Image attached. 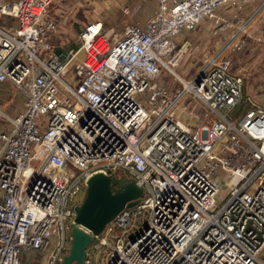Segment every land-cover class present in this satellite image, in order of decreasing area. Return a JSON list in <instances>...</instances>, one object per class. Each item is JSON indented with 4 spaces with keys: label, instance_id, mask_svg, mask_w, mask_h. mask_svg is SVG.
I'll return each instance as SVG.
<instances>
[{
    "label": "built area",
    "instance_id": "1",
    "mask_svg": "<svg viewBox=\"0 0 264 264\" xmlns=\"http://www.w3.org/2000/svg\"><path fill=\"white\" fill-rule=\"evenodd\" d=\"M155 1L144 20H89L73 47L50 41L61 0H0V94L22 98L14 113L0 106V264H60L75 197L99 171L143 195L95 235L85 264H264V105L243 96L231 60L250 38L262 45L264 0ZM203 22L223 40L186 78L175 68L191 40L176 37ZM189 94L210 124L182 118ZM241 101L251 106L233 118Z\"/></svg>",
    "mask_w": 264,
    "mask_h": 264
},
{
    "label": "rangeland",
    "instance_id": "2",
    "mask_svg": "<svg viewBox=\"0 0 264 264\" xmlns=\"http://www.w3.org/2000/svg\"><path fill=\"white\" fill-rule=\"evenodd\" d=\"M114 2V0H61L60 10L62 12L60 14L62 16V27L57 35L50 38V41L55 44L66 41L69 46L77 47V37L89 20L102 18L105 20V25L108 29L112 25H120L123 21H130L131 17L134 15L138 17V10L132 14L121 16L118 7L113 5L115 4ZM115 14L117 15L116 18ZM193 31L194 30L189 31L183 29L176 37L177 41L180 38L181 42L180 40L178 42L181 44L185 39L189 40L191 34L194 33ZM197 31L202 34L208 32L201 24L198 25L196 32ZM209 36L210 40L204 42H207V45L212 44L213 47L205 46L202 48V45H200V47H195L194 43L191 41V45L186 48V52L182 53L180 62L175 68L178 73L186 78H190L203 66L206 59L219 46L220 40H223V37L213 36L211 34ZM231 60L232 70L243 76V96L246 97L247 94H249L253 102L264 105V41L262 45L259 43L256 44V40L250 38L245 50L239 54L232 55ZM162 78L172 81L174 76L164 69L162 71ZM170 83L174 84V81ZM9 92L10 93L5 97L0 95V106L9 113H14L16 109L22 106V98L14 88L10 89ZM250 106L251 104L248 103L244 107V102L241 101L231 109L230 115L235 118L240 113L245 112ZM179 111L183 119L188 118L189 112H192L195 115L192 121L196 124L201 122L210 124L215 118V113L210 112L193 94H189L179 105ZM199 116H201L202 119H200ZM83 197L84 195H77L75 197L76 204L80 203ZM134 218L137 226H140L144 224L146 214H138ZM23 256L25 260L28 257L26 253L23 254Z\"/></svg>",
    "mask_w": 264,
    "mask_h": 264
},
{
    "label": "water",
    "instance_id": "3",
    "mask_svg": "<svg viewBox=\"0 0 264 264\" xmlns=\"http://www.w3.org/2000/svg\"><path fill=\"white\" fill-rule=\"evenodd\" d=\"M65 55L66 50L57 49ZM143 195V188L125 174L95 172L87 180V189L80 203L75 206L68 252L60 264H85L88 246L107 222L125 206L136 205Z\"/></svg>",
    "mask_w": 264,
    "mask_h": 264
},
{
    "label": "crops",
    "instance_id": "4",
    "mask_svg": "<svg viewBox=\"0 0 264 264\" xmlns=\"http://www.w3.org/2000/svg\"><path fill=\"white\" fill-rule=\"evenodd\" d=\"M114 1H115L114 2L115 4H113V5H116L118 7V11H120L121 16L132 14L133 12L138 10V12H137L138 17L136 15H134L131 17V20L136 19V18H139L141 20L146 19L151 14L153 7L156 5L155 0H114ZM128 1L133 2L132 3V10L129 14H123L121 11V8H120L121 4L128 2ZM116 14H115V18L117 17ZM121 16H118V17H121ZM201 25H203V28H205L206 23L201 24ZM193 32L194 33L191 34V36L190 35L189 36H190V40L192 41V43H194L195 47H198V46L200 47V45H202V48L205 46L213 47L212 44L207 45V42L206 43L204 42V41L210 40V36H209L210 32L209 31L205 34H202L199 31L196 32V29H195ZM179 40H180V38H179ZM180 42H181V40H180ZM211 43H213V42H211ZM196 44H197V46H196Z\"/></svg>",
    "mask_w": 264,
    "mask_h": 264
}]
</instances>
